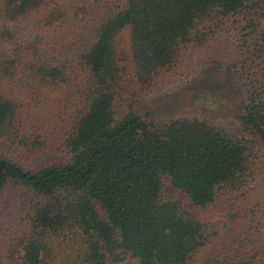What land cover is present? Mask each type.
<instances>
[{
  "label": "trees",
  "instance_id": "trees-1",
  "mask_svg": "<svg viewBox=\"0 0 264 264\" xmlns=\"http://www.w3.org/2000/svg\"><path fill=\"white\" fill-rule=\"evenodd\" d=\"M239 19L249 82L240 120L252 139L136 112L137 93L155 92ZM5 45L0 142L22 153H0V199L22 215L0 264H264L256 220L241 232L242 215L223 203L247 188L264 143V0H0ZM23 150L70 159L28 165Z\"/></svg>",
  "mask_w": 264,
  "mask_h": 264
},
{
  "label": "rangeland",
  "instance_id": "rangeland-1",
  "mask_svg": "<svg viewBox=\"0 0 264 264\" xmlns=\"http://www.w3.org/2000/svg\"><path fill=\"white\" fill-rule=\"evenodd\" d=\"M239 21L240 24L230 21L225 30L215 36L208 48L186 53L182 65L174 72L167 74L159 82L155 92L137 93L136 112L146 121L199 118L225 129L238 139H252L244 132L240 120L247 103L249 82L246 80L248 72L239 62L245 59L241 57L240 52H243L245 48L248 30L245 28V22L242 19ZM27 37L30 38V33ZM10 49L13 50L11 45L0 47V55ZM121 51L127 54V65L132 75L129 30L123 32ZM253 69L259 70L257 64L253 65ZM260 143L255 176L246 189L225 197L223 203L242 215L241 232L243 224L248 226L253 218L256 220L255 224L258 225L256 241L261 240L257 249H260V255H264V143ZM1 152L16 157H19L18 153H22L14 151L10 145L3 142H0ZM23 153L21 160L34 166H44L70 159V155L66 153L45 152L38 157L30 156L24 150ZM166 189L171 195L186 200L185 194L169 183ZM26 199L25 195L22 204H25ZM8 204L10 202L7 197L0 199V244L7 238L8 230L10 226H13L12 221L20 222L22 215L20 208L8 206ZM186 205L193 208L188 200ZM117 264H138V261L128 257L124 262Z\"/></svg>",
  "mask_w": 264,
  "mask_h": 264
}]
</instances>
